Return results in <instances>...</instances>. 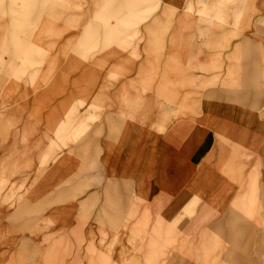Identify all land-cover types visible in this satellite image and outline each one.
<instances>
[{
    "label": "crops",
    "instance_id": "obj_1",
    "mask_svg": "<svg viewBox=\"0 0 264 264\" xmlns=\"http://www.w3.org/2000/svg\"><path fill=\"white\" fill-rule=\"evenodd\" d=\"M25 5L0 0V264H264V0Z\"/></svg>",
    "mask_w": 264,
    "mask_h": 264
},
{
    "label": "rangeland",
    "instance_id": "obj_2",
    "mask_svg": "<svg viewBox=\"0 0 264 264\" xmlns=\"http://www.w3.org/2000/svg\"><path fill=\"white\" fill-rule=\"evenodd\" d=\"M21 4L24 5V8L23 10L25 11L23 14H24V18L22 19H30L31 18V13H30V7H26L25 5V1L27 2L28 0H19ZM50 2L52 4H62V0H50ZM27 8L29 9V12L27 10ZM59 7H55V8H52V9H58ZM62 9V6L60 7ZM67 9H72V10H80L81 8H77V7H66ZM156 9V7L154 6H151L147 9V12L146 14H151L154 10ZM28 13L25 14V13ZM28 16V17H26ZM51 18L52 19H57L61 22L60 25H62V17L59 16H55V15H51ZM67 22V23H66ZM64 20V24H66L67 27H72L73 29H79L80 27V21H75L74 19L71 21V20H68L66 21ZM41 24V23H40ZM39 22H35L34 24H32L31 22H20L19 23V54L18 56H13L15 59H17L20 63H27V64H30V66L32 65V67H37L39 64L43 63L44 61H46V59L49 57L48 55L46 54H43L42 51H38L36 49H32V48H37V45H42L39 41L38 38H34L33 36L36 34V31H37V28L39 27ZM51 34L53 35H62V32H51ZM51 46H57L59 42H62V38L60 39H51ZM29 52V53H27ZM7 61H11L10 60V56H7V55H4L3 56V59H2V63H3V66H5L4 63H7ZM26 71H22L20 70L18 72V78L19 79H22L25 75H26ZM3 189H6V187L3 186ZM20 190H16L15 191V196L13 198H7V199H4L3 202L6 204V205H9V206H14V205H22L23 203V198L21 195L17 196V194L19 193ZM6 259H2L0 260V262H3L5 261ZM10 264V263H9Z\"/></svg>",
    "mask_w": 264,
    "mask_h": 264
}]
</instances>
